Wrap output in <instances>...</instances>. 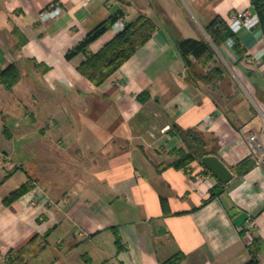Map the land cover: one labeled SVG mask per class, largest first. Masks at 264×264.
<instances>
[{
	"label": "crops",
	"instance_id": "1",
	"mask_svg": "<svg viewBox=\"0 0 264 264\" xmlns=\"http://www.w3.org/2000/svg\"><path fill=\"white\" fill-rule=\"evenodd\" d=\"M52 1L0 0V264L25 245L27 264H161L179 252V264H243L254 236L264 264V162L235 171L255 159L249 134L264 140V28L251 0H160L166 14L158 0H59L61 14L42 20ZM245 10L258 23L198 65L219 67L222 78L187 80L163 22L174 37L208 38L216 15L229 25ZM119 11L126 22L148 15L157 28L97 85L78 69L85 54L66 52ZM118 31L112 25L90 51ZM10 66L19 73L12 86ZM177 127L212 133V155L233 179L221 183L197 158L176 165Z\"/></svg>",
	"mask_w": 264,
	"mask_h": 264
},
{
	"label": "trees",
	"instance_id": "2",
	"mask_svg": "<svg viewBox=\"0 0 264 264\" xmlns=\"http://www.w3.org/2000/svg\"><path fill=\"white\" fill-rule=\"evenodd\" d=\"M251 2L259 15L260 24L264 28V0H251ZM122 15H124L122 11L111 15L88 32L77 45L66 52V57L68 59L73 58L79 53L85 54L86 57L78 66V69L85 77L97 85L101 84L139 47L149 40L157 28L155 21L150 16L139 14L134 20L127 22L125 28L119 30L102 48L96 52H91L89 45L109 29ZM163 25L166 27L171 37L175 39L177 50L185 63L187 72L185 75L186 79L189 81L202 80L208 85L214 86V83L222 78V70L219 67H212L208 69L206 73H203L196 69V65L205 69L210 60L215 56L213 45L218 46L223 41L233 36V31L227 24L225 18L216 15L206 24L205 30L208 38H177L174 37L173 31L165 21ZM234 45L236 49L241 52L237 40ZM3 74L8 75V77L4 78L8 86H12L19 78V73L14 66L8 67ZM177 130L182 137L183 146L176 149V154L178 155L176 165L185 166L195 158L201 160L203 156L214 153V150L209 147L210 143L215 141V137L212 133L202 132L194 128L183 129L177 127ZM255 164L256 159L251 156L246 157L236 165L235 171L238 176H241L249 171ZM206 170L208 171L207 168ZM222 186V184H218L212 187L210 189L209 198L220 193L222 191ZM30 187L31 184L29 182L22 184L16 191L9 195V199L15 198L19 194L27 191ZM204 202H206V200ZM241 233H243V230ZM33 238H36V236ZM259 244V238L254 236L252 241L248 244L250 258L243 264H259ZM25 246L9 254V264H27L24 255ZM184 256L185 254L182 252L176 253L162 261L161 264H179Z\"/></svg>",
	"mask_w": 264,
	"mask_h": 264
},
{
	"label": "built area",
	"instance_id": "3",
	"mask_svg": "<svg viewBox=\"0 0 264 264\" xmlns=\"http://www.w3.org/2000/svg\"><path fill=\"white\" fill-rule=\"evenodd\" d=\"M62 4L59 0H53L41 12L42 20H48L59 16L62 12ZM125 17L118 18L113 26L116 30H122L125 27ZM258 23V16L251 14L249 11L233 12L230 16L229 27L233 32H237L241 27L251 28ZM206 122L211 123L212 115L206 117ZM249 146L253 155L255 156L256 163L262 164L264 162V140L256 133L249 134Z\"/></svg>",
	"mask_w": 264,
	"mask_h": 264
},
{
	"label": "water",
	"instance_id": "4",
	"mask_svg": "<svg viewBox=\"0 0 264 264\" xmlns=\"http://www.w3.org/2000/svg\"><path fill=\"white\" fill-rule=\"evenodd\" d=\"M201 162L221 183L226 184L233 179V172L231 169L216 155H205L202 157Z\"/></svg>",
	"mask_w": 264,
	"mask_h": 264
},
{
	"label": "rangeland",
	"instance_id": "5",
	"mask_svg": "<svg viewBox=\"0 0 264 264\" xmlns=\"http://www.w3.org/2000/svg\"><path fill=\"white\" fill-rule=\"evenodd\" d=\"M158 1H159V2H158ZM158 1H156V7H157V10L162 11V12L165 13L164 9H163L162 7H160L161 5L163 6V4L160 5L161 2H160V0H158ZM165 14H166V13H165ZM165 14H164V17L166 16ZM166 18H167L166 21L169 22V23L171 24V26L173 27L174 24L171 23V21L169 20V18H168L167 16H166ZM125 22H126V20H125ZM113 24H114V23H113ZM126 24H127V22H126ZM126 24H125V26H126ZM124 28H125V27H124ZM124 28H123V29H124ZM223 67H226V66L224 65ZM196 69H197L198 71H200V68H199L198 65H196ZM201 71H203V70H201ZM201 71H200V72H201ZM214 96H215V98H216L220 103L223 102L222 99H221V96L219 95V92L216 91V93H214Z\"/></svg>",
	"mask_w": 264,
	"mask_h": 264
}]
</instances>
